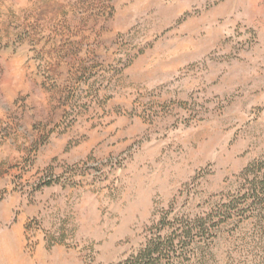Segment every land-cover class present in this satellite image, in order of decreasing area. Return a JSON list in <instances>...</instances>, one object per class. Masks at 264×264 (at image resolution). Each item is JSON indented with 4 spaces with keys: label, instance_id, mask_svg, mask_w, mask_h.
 Here are the masks:
<instances>
[{
    "label": "rangeland",
    "instance_id": "374dc122",
    "mask_svg": "<svg viewBox=\"0 0 264 264\" xmlns=\"http://www.w3.org/2000/svg\"><path fill=\"white\" fill-rule=\"evenodd\" d=\"M254 178L264 0H0V264H264Z\"/></svg>",
    "mask_w": 264,
    "mask_h": 264
},
{
    "label": "trees",
    "instance_id": "16d2710c",
    "mask_svg": "<svg viewBox=\"0 0 264 264\" xmlns=\"http://www.w3.org/2000/svg\"><path fill=\"white\" fill-rule=\"evenodd\" d=\"M254 167V166H253ZM252 168H248L245 170L248 176L252 174H256L255 172H259L260 169H256L251 171ZM254 178L252 182L249 184L250 188L248 190L249 197H244V202H248V200H251L253 203H258L263 205L264 204V179H258ZM49 184V183H47ZM231 203V202H230ZM230 205V204H229ZM227 205L226 208H229L230 206ZM205 219H201L200 221H205ZM201 227L204 228L203 222H201ZM207 230V229H205ZM173 234V233H172ZM192 234V230L190 228H187L183 231L182 236L184 238H190ZM168 245L164 243V241L161 242V239L155 238L151 239L143 249H141L137 255H132L130 258H128L126 261L120 263V264H157L160 263V255L163 252V250L167 248H171V251L173 253H176V244H175V238H171V236L167 239ZM167 264H179V262L174 258V256L168 257Z\"/></svg>",
    "mask_w": 264,
    "mask_h": 264
}]
</instances>
